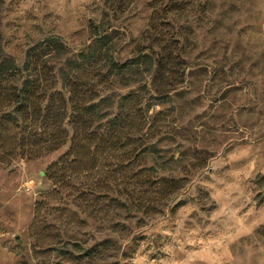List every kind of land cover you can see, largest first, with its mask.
Masks as SVG:
<instances>
[{"label": "rangeland", "instance_id": "1", "mask_svg": "<svg viewBox=\"0 0 264 264\" xmlns=\"http://www.w3.org/2000/svg\"><path fill=\"white\" fill-rule=\"evenodd\" d=\"M152 1L133 0L116 13L107 0H0V45L20 63L47 35L81 48L93 24L116 31L122 60L147 43ZM184 15L162 17L159 30L168 32L160 44L173 51L167 69L180 74L186 64L175 39L187 21L190 63L197 62L187 68L184 87L154 110L160 126L176 135L161 156L176 162L170 175L188 185L177 206L117 227L108 217L92 222L52 209L37 233L29 230L35 203L52 189L45 169L66 148L39 160L5 156L0 264H78L47 247L57 234L104 249L92 264H264V186L258 185L264 176V0H193Z\"/></svg>", "mask_w": 264, "mask_h": 264}, {"label": "trees", "instance_id": "2", "mask_svg": "<svg viewBox=\"0 0 264 264\" xmlns=\"http://www.w3.org/2000/svg\"><path fill=\"white\" fill-rule=\"evenodd\" d=\"M107 1L114 12L123 13L133 0ZM170 1L163 7L165 0L151 2L143 36L147 43L136 45L122 60L116 31L93 24L81 48L47 35L24 52L20 63L5 56L0 45V162L9 155L39 160L66 148L45 169L52 189L35 203L29 230L41 233L45 213L52 209L72 216L78 212L92 222L108 217L117 227L137 215L151 217L177 206L188 185L170 175L176 162L161 156L176 135L171 127L160 126L161 113L154 110L184 87L186 70L197 61L190 63L193 50H187L184 21L175 42H181L179 56L186 66L180 74L167 69L174 57L169 45L160 44L168 31L159 30V21L183 16L193 3ZM258 185L264 186V176ZM58 237L47 247L71 255L78 264H92L104 252L74 236L67 241Z\"/></svg>", "mask_w": 264, "mask_h": 264}]
</instances>
